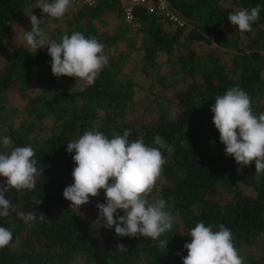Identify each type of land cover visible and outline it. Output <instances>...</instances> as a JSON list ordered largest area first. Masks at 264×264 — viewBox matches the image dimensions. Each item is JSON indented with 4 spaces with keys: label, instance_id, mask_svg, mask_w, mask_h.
Listing matches in <instances>:
<instances>
[{
    "label": "trees",
    "instance_id": "1",
    "mask_svg": "<svg viewBox=\"0 0 264 264\" xmlns=\"http://www.w3.org/2000/svg\"><path fill=\"white\" fill-rule=\"evenodd\" d=\"M163 1L166 8L161 13L135 9L142 24L139 32L145 37L139 42L134 38L128 44L129 50L136 49L140 54L135 57L138 63L132 66L130 53L114 46L123 37L111 34H123L127 29L120 4L101 0L95 7L71 5L77 13L68 11L63 17L67 31L60 33V39L77 31L94 37L104 45V54L109 58L94 85L84 91L75 87V78L52 74L47 48L31 53L20 46L8 54L0 72V123H6L16 108L6 102L11 91L26 100L31 120L8 126L4 137H10L12 144L5 148L0 141V152L31 146L40 175L32 191L9 189L6 193L14 211L0 217V226L13 233L14 246L0 249V264H183L188 254L183 246L190 242L188 234L197 223L213 225L214 231L220 224L225 225L232 231L235 247L241 250L264 235V174H255L254 162L241 167L225 154L211 112L217 95L239 87L251 97L254 114L264 113V0H233L231 5L226 4L227 0ZM38 2L0 0V60L12 25L21 22L32 5L39 13ZM257 5L261 12L251 32L241 33L227 20L229 14ZM167 13L188 25L185 29L177 27L166 19ZM219 26L232 27L234 39H228ZM240 37H246L249 43L246 51L236 50L231 64L211 54L204 57L194 49L200 42L237 49ZM185 47L187 55L182 54ZM39 68L41 72L36 71ZM46 68L50 69L48 77L43 75ZM171 71L176 76L182 72L191 83L168 97L170 89L177 87V83L167 81L166 74L169 77ZM140 76L152 80L151 90L143 88ZM140 92H147L146 100L137 101ZM175 108L177 111L171 113ZM5 109L9 111L7 117L2 115ZM147 114L156 121H141ZM46 118L53 125L43 137H33ZM126 129L130 130V141L141 139L156 147L154 137L159 135L175 149L171 155L163 151L167 162L158 183L164 180L166 184H156L148 194L149 202L164 199L166 211L174 219L172 229L160 238L167 240L165 248L159 246V240L119 237L114 227L102 226L97 237L81 209L71 208L63 197L64 189L74 182L72 171L76 167L74 153L66 150L67 143L87 130H99L112 138L123 135ZM236 185L249 188L253 194L233 189ZM222 190L231 194V200L223 203L218 199ZM99 195L105 203L103 190ZM119 244L127 251L117 249ZM259 256H248L244 264H264V252Z\"/></svg>",
    "mask_w": 264,
    "mask_h": 264
},
{
    "label": "clouds",
    "instance_id": "2",
    "mask_svg": "<svg viewBox=\"0 0 264 264\" xmlns=\"http://www.w3.org/2000/svg\"><path fill=\"white\" fill-rule=\"evenodd\" d=\"M71 3L72 0H39L37 8L51 18L62 19ZM260 12V5L241 8L229 14L227 20L241 33L251 32ZM28 16L31 30H23V39L35 52L47 48L52 74L57 78H75V87L78 86L80 91L93 86L109 62L104 45L78 31L70 36L64 34L59 42L49 40L41 27L43 20L33 14ZM211 112L225 154L233 157L241 167L254 162L255 174H264V113L254 114L248 93L239 87L230 88L215 97ZM129 136L127 129L123 135L112 138L99 130H87L67 143L66 150L74 153L72 160L76 167L72 171L74 182L64 189L63 197L70 202L71 208L78 210L90 202V197H98L103 190L106 202L96 205V223L106 229L114 227L119 237L159 240V246L165 248L167 240L160 238L172 229L174 219L166 211L164 199L149 202L148 194L163 177V166L167 162L163 151L171 155L175 149L159 135L154 137L156 147L141 139L130 141ZM2 144L9 147L11 138L3 137ZM35 155L31 146L13 147L9 153L0 152V177L4 178V183H0V217H8L14 211L6 196L9 189L32 191L35 188L40 175ZM213 228V225L200 222L190 230L191 240L183 246L188 253L183 264H244L234 245L231 229L223 224L216 231ZM12 241L13 233L0 226V249L14 246ZM117 249L127 251L123 244L117 245Z\"/></svg>",
    "mask_w": 264,
    "mask_h": 264
},
{
    "label": "rangeland",
    "instance_id": "3",
    "mask_svg": "<svg viewBox=\"0 0 264 264\" xmlns=\"http://www.w3.org/2000/svg\"><path fill=\"white\" fill-rule=\"evenodd\" d=\"M110 1L111 4L113 5H119V3L116 0H107ZM109 3V2H108ZM233 3V0H227L226 4L227 5H231ZM72 5V3H71ZM34 7L33 5L28 7L27 12L25 13V16L23 18V20L19 23L13 24L12 25V29L10 31V35L9 38L7 39V41L5 42L3 51L1 53L2 59L0 60V72L2 71L3 67L5 66L6 62H7V56L10 52H13L14 50H16L18 47L22 46L25 47L26 49H28L29 52L31 53H35V50L31 49L30 47L26 46V42L23 39V30L24 31H30L31 30V23L29 20V14H33L36 15L38 18L43 20V23L41 25V27L44 28V30L46 31V33L48 34V38L49 40H58L60 39V33H64V31H67V26L63 25L65 23L64 19H56V18H51L45 14L42 13V10L37 13L34 11ZM69 11H72L74 14L77 13L76 10H72L71 6L69 8ZM123 20V18H122ZM125 20H123L124 22ZM181 21L184 23L185 26H187V22L184 21L183 19H181ZM125 23V22H124ZM127 29H125L122 33L119 32H113L111 34H113L114 36H121L123 37L121 41H118L117 43H115L114 46H116V49L118 51H123L124 53L129 52L131 55V60L129 62V64H131L130 66L134 65L135 63H138L139 59H135L140 57V54L136 51V49L134 51L129 50L128 48V44L130 43V41L134 38H137L138 42L140 40H142L145 36L144 33L139 32V30L141 29L142 24H135V25H130L127 24ZM219 29L225 31L227 33V38L233 40L234 36L232 35L233 33V29L232 27H225V26H219ZM185 29V27L183 28ZM101 32H106V29H100ZM112 30V29H109ZM110 34V35H111ZM62 36V34H61ZM136 40V43H137ZM123 41V42H122ZM249 41L246 37H240L239 41H238V46L236 47L237 49L232 48L229 45H224V46H217L215 43H213L212 45L200 42V45L197 46V44L194 46V49L197 50V52L200 55H203L204 57H207L208 54L214 55V57L216 56L218 59H220L222 62L226 63V64H231L232 60L234 59V55L236 53V50H244L246 51L247 49V45H248ZM219 47V48H218ZM187 48L185 47V49L182 51V54L187 55ZM45 48H41V49H37L36 52L38 50H44ZM216 49V50H214ZM218 51V52H217ZM163 60H165V57L163 58ZM179 68V65H177ZM129 67V66H128ZM50 69H44V77L46 74L49 73ZM127 70L131 71L132 69H128ZM180 70V68H179ZM37 72H41L42 70L39 68L38 70H36ZM141 72V68L138 69V73ZM173 71L169 72L172 73ZM36 74V73H35ZM167 75V81L171 84H175L177 83V87L173 90L170 89V91L167 93L168 97H171L173 95V93L175 91H179L182 92L184 91L188 84H190V80L188 79V76H185L182 72L179 73L178 76H176L175 74H171L168 77ZM163 76V74L161 75ZM46 77H48V75H46ZM54 77V76H53ZM140 79H142V83H143V88H145L146 91L151 90V83H149V81H152L151 79H149V81L147 80V78L140 76ZM35 82V79L33 81V84ZM37 87L42 88L39 84L36 85ZM173 92V93H172ZM28 94L30 95V92H28ZM146 95L147 92H140L138 95V99L137 101H143L144 97L146 100ZM22 95L17 94L16 92H9L6 98V102H12L15 107L13 111H12V116H8L7 117V113L9 112L8 110L6 111L5 109V113L2 114L3 116L7 117L8 119L7 122L4 123H0V141H2V138L4 137L5 131L8 129V126L10 125H15L18 124L20 121H30L31 119H28V114L26 113V100H22L21 99ZM171 105V104H170ZM177 111V108L173 109L172 111H170L171 113H175ZM143 119H140L141 121L144 122H150L153 123L156 121V119H151L152 117L150 116V114L147 115H143L142 116ZM50 125H53L52 121L50 124V119L46 118L37 128L36 130L33 132V137L35 135H37L38 137H43L49 130ZM8 131V130H7ZM0 183H4V178L0 177ZM164 184H166V182L164 180L160 181L158 183L157 181V185L159 187H162ZM233 189H239L241 191H243L244 193H248V194H253V192H251L248 189H246L245 187L241 186V185H236V188ZM102 196L99 195L98 197L92 198L90 197L89 200L90 202L87 205L81 206V212L84 213L86 215V217L89 219L92 228H93V232L95 234V236H99L102 224L100 223H96L98 220V209L96 207V205L98 203H103L102 202ZM218 199L223 201V203L227 200H231V194L225 191H220L219 195H218ZM149 201H151L149 199ZM239 251V254L241 255V257L243 259H247L248 256H250L252 259H258L260 258V254H262L264 252V235H261L259 237V239L257 240L256 243H254V245L245 248L243 250L241 249H237ZM77 264H82V262H78ZM143 264V263H142Z\"/></svg>",
    "mask_w": 264,
    "mask_h": 264
},
{
    "label": "built area",
    "instance_id": "4",
    "mask_svg": "<svg viewBox=\"0 0 264 264\" xmlns=\"http://www.w3.org/2000/svg\"><path fill=\"white\" fill-rule=\"evenodd\" d=\"M124 14V20L130 25L139 24V18L135 16V9L140 7V9L145 10L149 13H156L165 10L166 2L163 0H116ZM101 0H72V4H84L88 7L97 6ZM166 19L176 24V26L184 27V23L176 15L167 13Z\"/></svg>",
    "mask_w": 264,
    "mask_h": 264
}]
</instances>
